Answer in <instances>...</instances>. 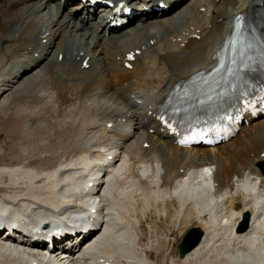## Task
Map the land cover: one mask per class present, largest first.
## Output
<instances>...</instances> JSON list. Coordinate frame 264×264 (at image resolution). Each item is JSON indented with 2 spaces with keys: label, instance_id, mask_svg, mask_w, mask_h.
Segmentation results:
<instances>
[{
  "label": "bare ground",
  "instance_id": "obj_1",
  "mask_svg": "<svg viewBox=\"0 0 264 264\" xmlns=\"http://www.w3.org/2000/svg\"><path fill=\"white\" fill-rule=\"evenodd\" d=\"M53 1L0 0V216L77 229L86 221L75 217L99 200L103 209L96 215L107 220L98 240L81 251L67 249L74 259L53 255V261L147 264L129 239L123 209L128 196L147 193L164 218L193 216L204 231L183 264H264V175L258 168L264 119L217 148L182 149L150 135L131 98L146 101L208 70L237 12L264 32V0H191L166 19L147 17L107 37L98 13L84 20V10H63ZM196 31L199 41L190 38ZM178 38L183 48L173 43ZM136 50L140 56L125 70L126 55ZM85 58L87 70L80 67ZM82 180L92 188L81 187ZM245 212L250 224L238 234ZM24 248L0 241V264H27Z\"/></svg>",
  "mask_w": 264,
  "mask_h": 264
},
{
  "label": "rangeland",
  "instance_id": "obj_2",
  "mask_svg": "<svg viewBox=\"0 0 264 264\" xmlns=\"http://www.w3.org/2000/svg\"><path fill=\"white\" fill-rule=\"evenodd\" d=\"M63 10L66 9L63 8ZM45 13L48 14V10ZM2 137L0 138V142L5 140ZM130 199L127 205L129 216L135 217L140 222L138 229L135 230V234L138 236L137 246L145 252L143 254L145 257L147 255V264H183L178 259L175 245L180 241L185 231L190 227L198 226L196 218L193 216L184 218L183 214L178 218L174 214L171 219H167L160 214L161 209L159 205H155V213L165 220L163 221L158 219L151 208L152 198L136 193ZM123 209L126 210L125 203ZM174 211L176 212V210ZM124 212L126 213V211ZM124 216L127 219L126 214ZM134 223H136V220H134ZM137 225L138 223L134 224V226Z\"/></svg>",
  "mask_w": 264,
  "mask_h": 264
},
{
  "label": "water",
  "instance_id": "obj_3",
  "mask_svg": "<svg viewBox=\"0 0 264 264\" xmlns=\"http://www.w3.org/2000/svg\"><path fill=\"white\" fill-rule=\"evenodd\" d=\"M249 220V214H245L244 220L241 223L239 231H245L247 229ZM201 232L196 229L190 230L184 237L182 243L179 245L180 255L183 256L185 253L190 251L200 240Z\"/></svg>",
  "mask_w": 264,
  "mask_h": 264
},
{
  "label": "snow or ice",
  "instance_id": "obj_4",
  "mask_svg": "<svg viewBox=\"0 0 264 264\" xmlns=\"http://www.w3.org/2000/svg\"><path fill=\"white\" fill-rule=\"evenodd\" d=\"M182 143H183V141H182Z\"/></svg>",
  "mask_w": 264,
  "mask_h": 264
}]
</instances>
